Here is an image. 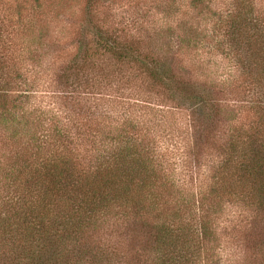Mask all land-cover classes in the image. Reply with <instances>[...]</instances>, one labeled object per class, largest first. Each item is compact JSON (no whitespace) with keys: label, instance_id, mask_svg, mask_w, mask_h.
Wrapping results in <instances>:
<instances>
[{"label":"trees","instance_id":"1","mask_svg":"<svg viewBox=\"0 0 264 264\" xmlns=\"http://www.w3.org/2000/svg\"><path fill=\"white\" fill-rule=\"evenodd\" d=\"M240 19L214 44L240 68V78L230 74L221 87L190 75L178 54L173 61L98 31L53 71L61 102L53 113L32 104L36 80L24 60L0 54V264H215L226 204L248 214L243 242L252 241L243 252L264 262V25ZM199 44L181 48L188 54ZM113 82L112 102H127L125 112L151 99L188 106L183 161L199 162L205 146L215 150L208 183L180 185L159 162L157 136L141 132L132 112L122 122L88 103ZM120 83L129 88L119 91ZM206 89L246 100L254 120L204 139L214 111L230 107L218 98L208 106Z\"/></svg>","mask_w":264,"mask_h":264},{"label":"rangeland","instance_id":"2","mask_svg":"<svg viewBox=\"0 0 264 264\" xmlns=\"http://www.w3.org/2000/svg\"><path fill=\"white\" fill-rule=\"evenodd\" d=\"M240 15L264 25V0H0V54L24 60L23 68L28 71L29 79L36 80L32 104L48 109L50 113L53 109L56 112L61 104L58 94L54 95L53 71L64 59L82 53L86 44H93L100 37L98 31L108 39L144 43L146 49L163 52L170 59L178 54L189 65L190 68L185 70L190 75L204 73L203 78L208 77L209 83L216 80L221 87L230 74L233 78L238 77L240 68L235 66L230 55L218 51L214 44L226 39L225 27L240 21ZM193 41L203 45L199 44L197 50L185 54L181 45L184 47L185 43ZM81 49L82 52H78ZM176 59L174 57L173 61ZM114 83L118 82H113L111 89L102 87L99 95L87 96L88 103L97 106L98 113L107 109L111 112V119L118 116L122 122L132 112L141 132L148 130L157 136L158 150L163 156L159 157V162L180 185L197 188V185L208 183L212 175L210 169L217 161L215 150L205 146L199 162L183 161V145L186 143L183 136H186L188 127L185 108L188 106L175 109L170 106L171 102L162 105L151 99L152 106L138 104L125 112L129 106L127 102L124 101L125 106L112 102L115 99ZM120 84L119 91L129 88V84ZM198 88L203 89V86L198 85ZM205 93L210 97L208 106L218 98L222 100L220 104L228 101L230 107L227 111L224 108L214 111L218 116L208 120L204 139L207 135L214 138V133L225 137L233 126L247 127L254 120L246 100L235 101L228 95L208 89ZM206 110L204 108L205 113ZM261 218L260 231L261 227L264 228V216ZM247 221L248 214L239 207L228 204L223 207L216 220L221 246L217 249L219 262L215 264H264L261 260L254 261V255L243 252L244 248L247 249L246 244L252 241L251 238L247 242L245 238L243 242Z\"/></svg>","mask_w":264,"mask_h":264}]
</instances>
